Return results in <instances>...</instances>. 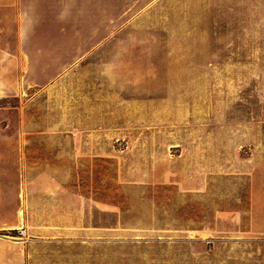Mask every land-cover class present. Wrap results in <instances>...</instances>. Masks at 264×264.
<instances>
[{"label": "rangeland", "instance_id": "obj_1", "mask_svg": "<svg viewBox=\"0 0 264 264\" xmlns=\"http://www.w3.org/2000/svg\"><path fill=\"white\" fill-rule=\"evenodd\" d=\"M0 2L9 264H264V0Z\"/></svg>", "mask_w": 264, "mask_h": 264}, {"label": "crops", "instance_id": "obj_2", "mask_svg": "<svg viewBox=\"0 0 264 264\" xmlns=\"http://www.w3.org/2000/svg\"><path fill=\"white\" fill-rule=\"evenodd\" d=\"M0 6H2V2H0ZM3 5H7L6 2ZM2 8V7H1ZM9 164L11 165V167H15V166H19L20 170L18 171V174L15 176V179L17 178V184L21 183V179H22V162L21 160L19 161H13L11 160L9 162ZM8 165V161L5 158V154H2V159H0V222L2 223V230L3 229H9V228H14V226L12 227H8V226H3V225H7L8 223H16L17 218L19 217L20 214V203L19 201L16 202V200L18 199V194H19V190L18 193L15 194H11L8 198H10V203H7V194L6 191L4 189V184H5V179L7 178L6 176V170L5 168ZM9 208V213H6V209ZM2 244V249L6 248V242L2 240V243L0 242V246ZM9 263H13L12 259L10 260V258H8L6 255L2 254L0 255V264H9Z\"/></svg>", "mask_w": 264, "mask_h": 264}, {"label": "built area", "instance_id": "obj_3", "mask_svg": "<svg viewBox=\"0 0 264 264\" xmlns=\"http://www.w3.org/2000/svg\"><path fill=\"white\" fill-rule=\"evenodd\" d=\"M21 234H23L22 230H20Z\"/></svg>", "mask_w": 264, "mask_h": 264}]
</instances>
